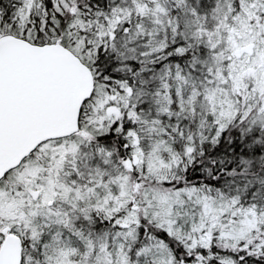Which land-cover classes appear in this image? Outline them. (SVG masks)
<instances>
[{
    "label": "snow or ice",
    "instance_id": "1",
    "mask_svg": "<svg viewBox=\"0 0 264 264\" xmlns=\"http://www.w3.org/2000/svg\"><path fill=\"white\" fill-rule=\"evenodd\" d=\"M0 264H264V0H0Z\"/></svg>",
    "mask_w": 264,
    "mask_h": 264
}]
</instances>
